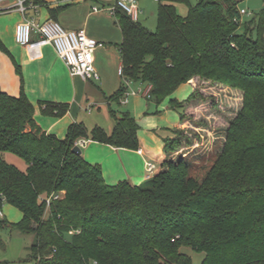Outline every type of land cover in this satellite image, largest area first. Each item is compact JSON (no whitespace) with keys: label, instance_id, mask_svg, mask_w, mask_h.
<instances>
[{"label":"trees","instance_id":"obj_1","mask_svg":"<svg viewBox=\"0 0 264 264\" xmlns=\"http://www.w3.org/2000/svg\"><path fill=\"white\" fill-rule=\"evenodd\" d=\"M187 16L176 3L160 0L156 31L134 22L121 9L115 16L123 34L124 78L152 86L161 104L182 85L198 81L240 92L242 104L225 129L226 139L203 178L184 158L172 154L182 144L164 140L161 170L134 186L108 185L101 167L73 153L79 140L138 150L139 126L129 113L110 110L107 133L83 123L69 126L65 138L45 133L24 92L12 97L0 88V153L22 159L26 171L0 157V210L17 208L22 220L0 228L35 238L28 262L35 264H192L184 247L204 253L203 264H264V10L239 33L238 0H196ZM123 84L109 101L120 105ZM44 115L62 118L68 105L39 104ZM59 196L51 203L46 200ZM0 264H11L0 261Z\"/></svg>","mask_w":264,"mask_h":264},{"label":"crops","instance_id":"obj_2","mask_svg":"<svg viewBox=\"0 0 264 264\" xmlns=\"http://www.w3.org/2000/svg\"><path fill=\"white\" fill-rule=\"evenodd\" d=\"M20 2L25 12H21ZM141 2L138 1L139 8ZM115 3L116 0H0V88L12 97L24 92L34 105L37 125L45 133L64 138L71 124L85 123L89 116L85 117V112L93 107L97 108L99 118L102 117L106 124L100 125L99 119H96L92 126L111 133L114 122L112 125L109 121L106 109L117 113L129 112L139 123L150 109V104L139 96L130 97L124 107L116 109L109 101L123 85L119 75L123 34L116 16L109 11ZM95 8L103 10L95 12ZM141 12L143 17L145 13ZM25 20L40 23L54 20L67 31L84 30L100 43L102 46L94 53L99 81L71 76L52 45L44 44L37 35L33 36L31 45H18L16 27ZM41 103L68 105L69 109L64 117L55 118L42 113ZM163 108L164 121L161 124L148 123L145 130L139 133L138 150L115 148L87 140L81 147L84 159L101 167L108 185L115 186L121 182L134 186L142 184L152 177L147 172L149 162L156 166L157 173L161 162L166 159L164 140L174 138V130L184 125L177 112L170 111L168 106Z\"/></svg>","mask_w":264,"mask_h":264},{"label":"rangeland","instance_id":"obj_3","mask_svg":"<svg viewBox=\"0 0 264 264\" xmlns=\"http://www.w3.org/2000/svg\"><path fill=\"white\" fill-rule=\"evenodd\" d=\"M238 1L239 10L248 12L247 15L242 16L241 27L239 29V33H242L245 25L257 18L264 10V0ZM196 2V0H190L189 5L186 3H176L175 7L178 14L187 16L190 9L189 6L194 7ZM158 7L159 3L149 0H142L140 5V9L144 11L145 15L143 17L140 16L139 22L153 32H155L157 28ZM147 87V84L133 83V85H131V89L134 91H138L140 88L144 90ZM195 88V95L186 110L184 125L177 131V136L180 138L182 146L171 156L173 159L184 158L188 161L191 166V173L198 179H201L222 152L226 139L225 129L229 121L241 108L242 95L240 92L222 85L202 81H198ZM192 94L193 87L189 84H185L171 97L166 98L161 104L148 101L146 98H143L142 95H139L140 98L146 100L150 104V109L144 114V119H148H143V121L140 122L141 124L136 121L137 124L139 123L138 138L139 133L145 130L148 123L158 122V124H161L164 121L162 117L163 107L168 106L170 111L177 112L179 115L182 114L183 110H173L170 108V101L176 99L179 103H185L190 99ZM125 105L126 104H123L121 101L120 105L114 104L112 108L116 109L119 106L124 107ZM93 112L94 115L92 117ZM85 114V117L89 115L84 123L88 133H91L95 128L92 125L93 121L96 119H99L100 125L106 124L102 117L99 118L96 107H93L91 111L85 112ZM106 114L113 125L110 110L106 109ZM0 157L7 163L16 166L21 171H26L27 169L26 163L12 153H0ZM164 162L165 159L161 162L157 173L162 169L161 165ZM0 220H4L9 224H17L22 220V213L17 208L5 204L0 210ZM34 241L35 238L32 235H23L17 230L0 228V261H7L11 264H35L34 262H28L29 249ZM181 251L191 258L192 264H203L205 258L204 253L194 251L188 247L182 248Z\"/></svg>","mask_w":264,"mask_h":264},{"label":"built area","instance_id":"obj_4","mask_svg":"<svg viewBox=\"0 0 264 264\" xmlns=\"http://www.w3.org/2000/svg\"><path fill=\"white\" fill-rule=\"evenodd\" d=\"M64 2H73L75 0H63ZM139 0H116L114 7L109 11L115 15L117 9L124 11L134 22H139L142 12L138 5ZM159 3L160 0H153ZM21 12H25L23 3L19 4ZM103 9L95 8L94 11H102ZM241 16L248 14L245 10H240ZM37 35L44 44H50L54 48L56 54L67 66L71 76L80 77L86 81H99L100 76L95 67L94 53L97 48L102 45L95 39L90 38L84 30L67 31L58 22L49 20L44 23L35 20H25L16 27L15 40L20 46L26 47L32 44L33 36ZM119 75L123 79V84L128 89L122 100L123 104H127L130 97L142 95L149 100L151 98L152 86L148 85L146 89L140 88L138 91L131 89L133 82L124 78L123 67L119 70ZM86 140H79L75 146L83 147ZM157 168L149 162L147 164V172L150 176L155 175ZM59 196H52L46 200V205L50 208L51 203L58 200Z\"/></svg>","mask_w":264,"mask_h":264},{"label":"water","instance_id":"obj_5","mask_svg":"<svg viewBox=\"0 0 264 264\" xmlns=\"http://www.w3.org/2000/svg\"><path fill=\"white\" fill-rule=\"evenodd\" d=\"M73 153H75V154H77V155H82V150H81V148L80 147H78V146H75L74 148H73Z\"/></svg>","mask_w":264,"mask_h":264}]
</instances>
